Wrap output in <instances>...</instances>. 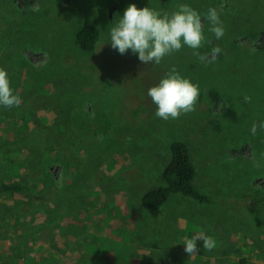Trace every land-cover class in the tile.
Segmentation results:
<instances>
[{"label":"rangeland","instance_id":"obj_1","mask_svg":"<svg viewBox=\"0 0 264 264\" xmlns=\"http://www.w3.org/2000/svg\"><path fill=\"white\" fill-rule=\"evenodd\" d=\"M123 1L122 11L120 0L0 5V68L21 98L0 105V264H264V50H255L264 0ZM131 4L169 15L187 4L209 42L206 14L215 8L226 55L201 61L194 51L204 55V44L185 45L159 64L142 63L131 49L121 55L110 30ZM86 24L100 30L90 52L77 42ZM173 68L201 95L193 112L165 120L147 93ZM176 139L189 145L194 184L212 200L172 194L150 211L142 196L163 184ZM63 146L74 151L67 163ZM48 163L60 180L43 189L36 179ZM13 182L27 192L7 191ZM82 207L90 213L83 221ZM200 232L216 247L205 250L199 240L190 257L184 238Z\"/></svg>","mask_w":264,"mask_h":264},{"label":"clouds","instance_id":"obj_2","mask_svg":"<svg viewBox=\"0 0 264 264\" xmlns=\"http://www.w3.org/2000/svg\"><path fill=\"white\" fill-rule=\"evenodd\" d=\"M206 19L212 25L209 31L214 33L217 39L222 38L225 29L215 8L208 10ZM204 41L201 15L187 4L181 5L178 11L171 15L151 7L138 8L136 4H131L110 30L112 48L118 50L121 55L131 49L133 53L138 54V59L144 64L153 62L159 64L166 55L179 51L185 45L193 50L199 49ZM220 52L219 47L213 48V57ZM194 55L201 61L207 59V54L201 55L194 51ZM147 94L157 106L155 115L168 120L193 112L201 90L198 84L192 83L173 68L156 86L149 88ZM244 101L249 103L251 98L244 97ZM20 103V96L14 94L10 87L8 73L0 68V105L11 108ZM259 127L264 128V122H261ZM251 131L253 135L256 134V124H253ZM255 166L259 167V164ZM199 240L203 241L205 250L211 251L216 247L215 238L202 232L190 238L186 236L183 243L184 251L190 257L198 252Z\"/></svg>","mask_w":264,"mask_h":264},{"label":"trees","instance_id":"obj_3","mask_svg":"<svg viewBox=\"0 0 264 264\" xmlns=\"http://www.w3.org/2000/svg\"><path fill=\"white\" fill-rule=\"evenodd\" d=\"M120 1H121V5H120L121 9H119V11H122L126 7V3L123 0H120ZM7 3H8V0H0V5L4 6L5 10H6V7L8 6ZM2 14L4 13L0 11V16ZM99 33H100V30L97 26L88 25V24L83 25L77 31V42L82 49L90 52L93 49H95L96 42L99 39ZM261 34H262L261 40L260 42L256 44L255 50H264V29L261 30ZM217 41L218 39L215 37L213 42H209V36L207 35L205 36V41L203 43L205 45V48H207L206 51L204 52V55L207 54V59L205 60H209L213 56L209 54L211 49H213L211 46L219 47L221 49V52L216 56L223 58L226 55L228 48L227 50L225 49L226 47L230 46L229 42L224 44L225 46L223 45L224 47L222 49L218 45ZM232 45H235V44L232 43ZM238 116H241V115H238ZM95 135H96V132H95ZM125 138H126L125 142L133 146V144L130 142V140L126 136ZM98 140L99 138L98 139L96 138L95 142H97ZM100 141H102V139ZM24 144H26V140L24 141ZM112 144H114V142H112ZM61 148L62 149L60 150V153L61 152L63 153V151H65L67 154H69V156H63L61 157V159L58 157H55L53 158V161H57L60 159L62 162L67 163L70 160L71 153L74 152L73 148L68 147V146H63ZM170 148H171V158L169 159V161L167 162L164 168V172H163L164 182L163 184L155 186L143 194L142 196L143 206L150 211H156L168 200V198L172 194H184L186 196H190L201 202L211 201L212 200L211 197L207 194L199 192V190H197V187L194 184V178L198 170H197V166L195 162L192 160V155L189 149V145L183 140L176 139L171 142ZM64 149H67V150H64ZM79 155L80 154H78L77 157ZM74 164H75V161H74ZM50 165L51 164L48 163L46 166L48 170L45 169L44 173L43 172L40 173L41 177L39 179H36L44 183L43 189L44 187L47 188V186H52L53 183H55L57 186V180H60L58 179V177H56L58 175L57 173L49 170ZM64 167L67 168L68 164H66V166ZM29 169H31L30 162L28 164V170ZM33 181L35 182V180ZM8 182H12V181H8ZM4 186H5V189L9 192H27L24 185H22L20 182L5 183ZM48 195L49 194L47 195L41 194L43 198H48L47 197Z\"/></svg>","mask_w":264,"mask_h":264},{"label":"crops","instance_id":"obj_4","mask_svg":"<svg viewBox=\"0 0 264 264\" xmlns=\"http://www.w3.org/2000/svg\"><path fill=\"white\" fill-rule=\"evenodd\" d=\"M56 177H58V175H57ZM58 183H59V181L57 182V186H58ZM97 192L100 193V192H103V191H97ZM49 194H51V193H49ZM41 197H42V199H44V200L48 199V200L50 201L49 198H43V196H41ZM44 200H43V201H44ZM81 211H82V212H81ZM81 211H80V213H79V216H80V220L83 221L82 213L85 214V215H86V214H90V213H88L87 211H85V208H83V207L81 208ZM93 216H94V215H91V219H93V223H94V225H95V224H96V221H95V218H93ZM51 220H53V219H51ZM102 220H104V219H102ZM105 222H106V223H112V222H109L107 219L105 220ZM112 224H113V225H116L117 223L115 222V223H112ZM96 225H97V224H96ZM205 253H207V252H204V254H205ZM73 261H74V260H73Z\"/></svg>","mask_w":264,"mask_h":264}]
</instances>
